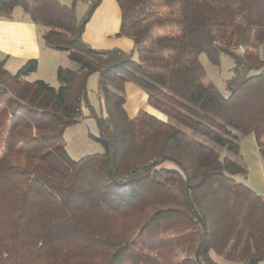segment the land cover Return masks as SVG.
I'll use <instances>...</instances> for the list:
<instances>
[{
  "label": "trees",
  "instance_id": "16d2710c",
  "mask_svg": "<svg viewBox=\"0 0 264 264\" xmlns=\"http://www.w3.org/2000/svg\"><path fill=\"white\" fill-rule=\"evenodd\" d=\"M0 0L22 7L47 46L66 51L59 87L0 61V264H233L264 262V197L236 179L247 169L199 137L238 152L240 135L264 146V0H116L119 37L135 50L83 39L101 0ZM205 53L234 59L225 90ZM99 76L101 153L73 158L65 130L84 118ZM128 82L156 113L131 116ZM264 159V149L261 148Z\"/></svg>",
  "mask_w": 264,
  "mask_h": 264
},
{
  "label": "rangeland",
  "instance_id": "374dc122",
  "mask_svg": "<svg viewBox=\"0 0 264 264\" xmlns=\"http://www.w3.org/2000/svg\"><path fill=\"white\" fill-rule=\"evenodd\" d=\"M80 2H84L82 5L85 9H83L84 11H82V13H79L81 12L79 7V19L85 15L89 6L87 1L81 0ZM18 9L22 8L18 7ZM62 53L67 57V66L77 69L78 65L68 57L67 52L63 51ZM200 60L207 71L208 79L213 81L220 89L225 90L226 80L232 76L234 59L230 55L223 53L220 63L213 64L205 53H201ZM39 78H44L53 86L59 87L57 78L51 81V74L44 66L28 77L29 80H37ZM124 94L127 98V108L131 116H135L139 109L153 111L147 102V92L138 84L128 82ZM87 98L91 108L85 104L83 108L84 118L78 123L69 126L64 134V145L70 155L75 159H79L88 154L101 153L103 151L102 144L95 138L98 136L97 118L91 112L92 109L97 115L104 114L99 90V76L97 73L91 74L88 78ZM199 138L215 147L222 157H230L240 162L247 169V173L237 175L236 179L251 186L264 197V164L261 152V148L264 149V146L259 144L258 141L254 139L253 135H240V147L238 152H233L225 147L216 145L213 141L203 137ZM213 256L222 264H233L223 257L215 254H213Z\"/></svg>",
  "mask_w": 264,
  "mask_h": 264
},
{
  "label": "crops",
  "instance_id": "0c3cea01",
  "mask_svg": "<svg viewBox=\"0 0 264 264\" xmlns=\"http://www.w3.org/2000/svg\"><path fill=\"white\" fill-rule=\"evenodd\" d=\"M59 1L67 5L74 3V0ZM83 3L76 2L77 15L79 7L81 11L79 13L84 11ZM121 19V8L116 0H101L85 25L83 39L96 49L120 48L126 52H132L135 50L134 41L128 37L117 36ZM42 32L43 29L31 20L23 8L17 7L12 18H0V61H4L5 67L10 72L16 73L27 60L36 58L39 60V68L46 67L51 74V81H54L57 78L58 68L61 65L67 66L66 55L62 53V50L47 46L42 38ZM152 110L150 112L156 113L153 108ZM262 160L264 164V159Z\"/></svg>",
  "mask_w": 264,
  "mask_h": 264
}]
</instances>
